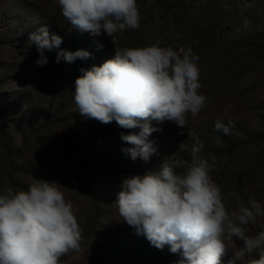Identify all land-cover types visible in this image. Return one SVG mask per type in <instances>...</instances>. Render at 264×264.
Segmentation results:
<instances>
[{"label": "rangeland", "instance_id": "374dc122", "mask_svg": "<svg viewBox=\"0 0 264 264\" xmlns=\"http://www.w3.org/2000/svg\"><path fill=\"white\" fill-rule=\"evenodd\" d=\"M139 25L114 33L78 30L60 14L55 0H0V189L26 190L33 179L55 181L71 201L81 240L59 264H174L178 253L157 248L120 219L112 201L123 176L155 171L162 161L191 158L196 138L199 155L216 157L210 176L221 188L225 207L235 208L239 193L264 207V0H136ZM40 25L62 37L59 48L85 49L87 58L54 62L56 49L45 50L47 62L28 34ZM151 44L182 49L198 56V93L206 104L185 125L164 120L150 133L155 152L148 161L130 159L119 138L125 129L110 121L85 118L72 100L74 80L111 58L116 49ZM222 120L229 133L214 129ZM230 122V123H229ZM195 132L196 137L188 135ZM183 146H179L180 144ZM181 169H177L180 171ZM264 216L244 227L252 235ZM219 264H249L255 252L237 260L236 237L225 239Z\"/></svg>", "mask_w": 264, "mask_h": 264}, {"label": "clouds", "instance_id": "9594fccd", "mask_svg": "<svg viewBox=\"0 0 264 264\" xmlns=\"http://www.w3.org/2000/svg\"><path fill=\"white\" fill-rule=\"evenodd\" d=\"M60 14L78 30L90 35L136 29L139 14L136 0H55ZM39 53L38 65H44L45 50L56 49L54 62H73L87 58L85 49L59 48L62 37L40 25L28 34ZM198 56L190 46L173 49L151 44L116 49L113 57L88 69H80L74 80L72 100L85 118L100 123L115 121L125 129L119 138L130 144L122 148L130 159L148 161L155 152L148 137L158 131L164 120L185 125V115L195 116L207 98L198 93ZM230 123V122H229ZM214 129L229 133L222 120ZM188 135L196 137L195 132ZM179 146H183L181 143ZM203 147L198 138L187 161H162L155 171L123 176L112 206L120 219L136 234H143L157 248L168 246L180 259L174 264H219L225 252V239L242 241L233 250L237 260L256 253L249 264H264V225L248 235L243 226L264 216V207L255 198L241 201L234 197L235 208L223 202L221 188L210 176L216 157L199 155ZM177 169H181L177 171ZM57 182L33 179L26 190L0 189V264H59V258L80 247V228L71 201L64 197Z\"/></svg>", "mask_w": 264, "mask_h": 264}]
</instances>
